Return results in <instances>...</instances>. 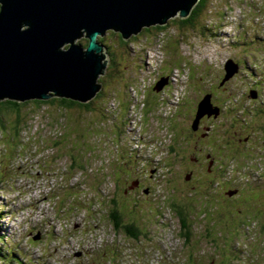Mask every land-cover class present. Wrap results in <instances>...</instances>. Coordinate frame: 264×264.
<instances>
[{"label": "rangeland", "instance_id": "obj_1", "mask_svg": "<svg viewBox=\"0 0 264 264\" xmlns=\"http://www.w3.org/2000/svg\"><path fill=\"white\" fill-rule=\"evenodd\" d=\"M171 21L106 34L90 111L30 104L20 134L4 112L0 264H264V0H208L196 29ZM228 61L241 68L225 81ZM208 92L216 166L190 128ZM115 201L139 238L116 227Z\"/></svg>", "mask_w": 264, "mask_h": 264}, {"label": "water", "instance_id": "obj_2", "mask_svg": "<svg viewBox=\"0 0 264 264\" xmlns=\"http://www.w3.org/2000/svg\"><path fill=\"white\" fill-rule=\"evenodd\" d=\"M200 0H0V102H92L110 64L100 41L110 31L128 41L145 29L188 19ZM87 39V47L80 43ZM225 81L239 72L228 61ZM168 79L160 81L157 90ZM210 96L196 124L218 115ZM38 239V237H36ZM35 238V239H36Z\"/></svg>", "mask_w": 264, "mask_h": 264}, {"label": "trees", "instance_id": "obj_3", "mask_svg": "<svg viewBox=\"0 0 264 264\" xmlns=\"http://www.w3.org/2000/svg\"><path fill=\"white\" fill-rule=\"evenodd\" d=\"M208 10V0H200L198 5L194 8L191 16L188 19L185 20H172L171 23L173 22H178L181 24L182 27H187L189 29H196L195 26L197 25V21L200 20L202 16L207 12ZM198 27V26H197ZM167 27L166 26H157L154 29H159V31H164ZM151 29V28H150ZM150 29H145L143 32H148ZM133 39L136 37H132ZM123 39V38H122ZM104 38H100V41L103 42ZM83 46L87 47L89 42L87 39H83L81 41ZM101 81V80H100ZM101 92L98 94V96L90 103L88 104H81L78 102L66 100V99H58L54 98L49 101H29L25 103H18L15 101H9L5 100L0 102V125L2 127H5L4 123V112H11L15 116V129L18 130L19 134L23 130L25 126V117L23 116V109L27 107L30 104H37V105H53V104H58L61 105L64 110H72L74 108H80V109H86L90 111L93 108V104L95 101L101 97ZM74 164V163H73ZM90 204V203H89ZM113 209L112 211V219L115 222V225L117 228L124 229L125 232L130 234L131 236L135 238H139V229L138 227L133 224V223H125L124 222V217L123 214L121 213L120 209L118 208V204L116 201L114 202ZM178 217L181 223V230H182V237L185 239V241H191L192 238V228L190 227V224L188 222V218L185 215V213L182 212V210L178 209L177 210ZM2 217V215H0ZM3 238V232L0 230V238ZM1 242V240H0Z\"/></svg>", "mask_w": 264, "mask_h": 264}, {"label": "flooded vegetation", "instance_id": "obj_4", "mask_svg": "<svg viewBox=\"0 0 264 264\" xmlns=\"http://www.w3.org/2000/svg\"><path fill=\"white\" fill-rule=\"evenodd\" d=\"M0 7H1V5H0ZM117 37L118 38H120L122 41H123V39H122V37H121V35L118 33L117 34ZM124 42V41H123ZM240 65V64H239ZM240 68H241V66H239ZM214 94V95H213ZM206 96H210V99H211V103H212V105L214 106V107H216V108H219V110H220V114H222V109L220 108V106H217V104H216V102H218L219 100H221L218 96H217V94L214 92V93H207L206 94ZM201 101H202V99H201ZM200 101V102H201ZM200 102H198V106L196 107V111H195V118H194V120H193V123H192V125H191V134L194 136V137H196L197 139H196V141H195V143H194V150H196V152H197V154H204V152L206 153V156H207V158H208V165H210V166H216V164L218 163V160H217V157L215 156V155H222L221 153H219V152H217V154H215V152H214V149H215V147H217V146H220V147H222L223 148V146H221L219 143H218V141H215L214 139H216L213 135L215 134L214 133V128L212 129L211 127H209V126H205V125H203V123H202V119L203 118H205V117H207V116H209V115H205L204 117H202L200 120H199V122H198V124H196V119H197V111H198V107H199V104H200ZM206 119V118H205ZM235 134V133H234ZM234 137L235 138H237V139H239L240 140V142H244V143H247L248 141H249V139L248 138H244V139H241V138H239L238 136H237V134L236 135H234ZM232 138H233V136H232ZM213 139V140H212ZM208 140V141H207ZM205 141H207L208 143V147L207 148H209V153L207 152V150H206V146H207V144H206V142ZM206 161V160H205ZM205 161H203V162H205ZM194 162L195 163H197L196 164V166L197 165H200V163H201V166L202 167H205V165H203V163L201 162V160H200V158L198 157L197 159L195 158L194 159ZM218 169H219V167H218ZM210 171H211V168L209 169ZM218 172H220L219 170H218ZM208 177H209V175H208ZM136 183V182H135ZM137 184V183H136ZM132 185H134L135 186V184L134 183H131L130 185H129V187H132ZM128 192V191H127Z\"/></svg>", "mask_w": 264, "mask_h": 264}, {"label": "bare ground", "instance_id": "obj_5", "mask_svg": "<svg viewBox=\"0 0 264 264\" xmlns=\"http://www.w3.org/2000/svg\"><path fill=\"white\" fill-rule=\"evenodd\" d=\"M81 43V42H80ZM240 71V70H239ZM166 79V78H165ZM168 79V78H167ZM132 131V133H131V135L133 134H135V131L134 130H131ZM69 192H71L70 190H69ZM67 193V192H66ZM61 217V216H60Z\"/></svg>", "mask_w": 264, "mask_h": 264}]
</instances>
